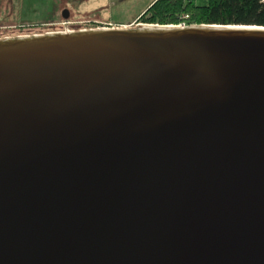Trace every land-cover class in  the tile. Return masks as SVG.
Wrapping results in <instances>:
<instances>
[{
	"label": "water",
	"instance_id": "obj_1",
	"mask_svg": "<svg viewBox=\"0 0 264 264\" xmlns=\"http://www.w3.org/2000/svg\"><path fill=\"white\" fill-rule=\"evenodd\" d=\"M0 264H264V26L0 39Z\"/></svg>",
	"mask_w": 264,
	"mask_h": 264
},
{
	"label": "rangeland",
	"instance_id": "obj_2",
	"mask_svg": "<svg viewBox=\"0 0 264 264\" xmlns=\"http://www.w3.org/2000/svg\"><path fill=\"white\" fill-rule=\"evenodd\" d=\"M154 0H0V39L6 37L32 36L56 31L73 23L74 30L87 23L88 27L99 28L110 24L119 28L118 23L138 24L135 17ZM195 1V0H194ZM195 2L201 3L200 0ZM65 5L70 13L62 19L55 6ZM62 6V7H63ZM66 10V9H63ZM53 17V18H52ZM52 18V19H51ZM136 20V22H135ZM76 24V25H75ZM142 24V23H139ZM86 27V26H85ZM129 26H127L128 28Z\"/></svg>",
	"mask_w": 264,
	"mask_h": 264
},
{
	"label": "trees",
	"instance_id": "obj_3",
	"mask_svg": "<svg viewBox=\"0 0 264 264\" xmlns=\"http://www.w3.org/2000/svg\"><path fill=\"white\" fill-rule=\"evenodd\" d=\"M196 1V0H195ZM154 0L137 21L146 25L264 26V0ZM198 1V0H197Z\"/></svg>",
	"mask_w": 264,
	"mask_h": 264
},
{
	"label": "built area",
	"instance_id": "obj_4",
	"mask_svg": "<svg viewBox=\"0 0 264 264\" xmlns=\"http://www.w3.org/2000/svg\"><path fill=\"white\" fill-rule=\"evenodd\" d=\"M87 23H81V24H77V25H81L83 26L82 28H79L78 30H86V29H92L91 27H88L86 25ZM65 27H61L62 29H59V30H56V31H50V32H47V33H52V32H70V31H74L73 27L74 24L73 23H70V22H65L64 23ZM76 25V24H75ZM190 24H187L186 21H182L181 23H179L178 25H176L177 27H185V26H188ZM86 26V27H85ZM99 28H115L113 26H111L110 24H107V25H104V26H101Z\"/></svg>",
	"mask_w": 264,
	"mask_h": 264
},
{
	"label": "crops",
	"instance_id": "obj_5",
	"mask_svg": "<svg viewBox=\"0 0 264 264\" xmlns=\"http://www.w3.org/2000/svg\"><path fill=\"white\" fill-rule=\"evenodd\" d=\"M151 4V3H150ZM63 5H61L60 7H59V5L57 6H55V9L54 10H57V9H59L58 11H56L55 12V14H54V17H56L57 16V12L60 14V12H62L63 11V9H66V10H68L67 9V7L64 5L63 7H62ZM69 12V11H68ZM143 12V11H142ZM142 12H140L136 17H135V19L142 13ZM60 17H61V15H59ZM69 16H70V13H69ZM53 18V17H52ZM51 18V19H52ZM131 22H133V21H131ZM118 23V26H120V27H127V26H129V27H131L133 24L132 23Z\"/></svg>",
	"mask_w": 264,
	"mask_h": 264
},
{
	"label": "flooded vegetation",
	"instance_id": "obj_6",
	"mask_svg": "<svg viewBox=\"0 0 264 264\" xmlns=\"http://www.w3.org/2000/svg\"><path fill=\"white\" fill-rule=\"evenodd\" d=\"M62 13V12H61ZM137 20V19H136ZM136 20H135V22H136ZM137 25H139V23L137 24ZM87 26H89V25H87ZM133 26V25H132Z\"/></svg>",
	"mask_w": 264,
	"mask_h": 264
}]
</instances>
